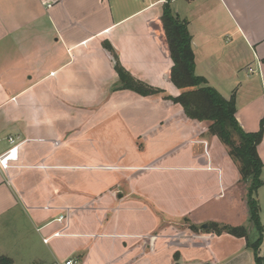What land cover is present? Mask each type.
Here are the masks:
<instances>
[{
	"label": "crops",
	"instance_id": "0c3cea01",
	"mask_svg": "<svg viewBox=\"0 0 264 264\" xmlns=\"http://www.w3.org/2000/svg\"><path fill=\"white\" fill-rule=\"evenodd\" d=\"M165 3L0 0V256L13 264H257L250 184L208 123L165 98L180 94L169 77ZM170 5L187 22L195 74L223 98L233 94L238 124L258 132L264 0ZM117 64L163 93L125 89ZM257 152L264 264V133Z\"/></svg>",
	"mask_w": 264,
	"mask_h": 264
},
{
	"label": "trees",
	"instance_id": "16d2710c",
	"mask_svg": "<svg viewBox=\"0 0 264 264\" xmlns=\"http://www.w3.org/2000/svg\"><path fill=\"white\" fill-rule=\"evenodd\" d=\"M170 2L171 0H167L163 6L161 23L173 62L170 81L180 94L175 98H165L178 104L187 119L197 123H208V132L220 140L227 148L231 159L237 163L241 180L250 184L247 206L251 221L259 235L252 247L257 264H261L262 259L258 256V249L263 230L258 217L255 194L263 184L260 179L263 163L259 158L257 147L263 139L264 119L261 120L258 132H245L235 117L234 95L232 94L229 99L223 98L206 84L204 78L195 74L194 53L187 22L173 12ZM115 70L125 89L142 96L163 93L133 79L118 64ZM226 230L236 237H245V232L241 229ZM0 264H13V262L8 257L0 256Z\"/></svg>",
	"mask_w": 264,
	"mask_h": 264
},
{
	"label": "built area",
	"instance_id": "2783aa9c",
	"mask_svg": "<svg viewBox=\"0 0 264 264\" xmlns=\"http://www.w3.org/2000/svg\"><path fill=\"white\" fill-rule=\"evenodd\" d=\"M47 7H49V6H47ZM248 71H249V72H252L251 69H249ZM9 141H10L11 143L14 142L12 139H9ZM64 264H76V263H75V261L70 260V261L65 262Z\"/></svg>",
	"mask_w": 264,
	"mask_h": 264
},
{
	"label": "rangeland",
	"instance_id": "374dc122",
	"mask_svg": "<svg viewBox=\"0 0 264 264\" xmlns=\"http://www.w3.org/2000/svg\"><path fill=\"white\" fill-rule=\"evenodd\" d=\"M177 14V13H176ZM164 34V33H163ZM165 36V35H164ZM264 252V251H263Z\"/></svg>",
	"mask_w": 264,
	"mask_h": 264
}]
</instances>
